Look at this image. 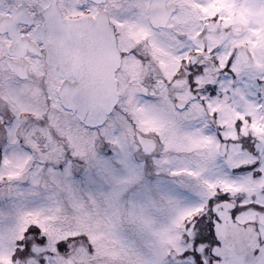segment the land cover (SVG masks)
Wrapping results in <instances>:
<instances>
[{"label": "snow or ice", "instance_id": "1", "mask_svg": "<svg viewBox=\"0 0 264 264\" xmlns=\"http://www.w3.org/2000/svg\"><path fill=\"white\" fill-rule=\"evenodd\" d=\"M0 264H264V0H0Z\"/></svg>", "mask_w": 264, "mask_h": 264}]
</instances>
